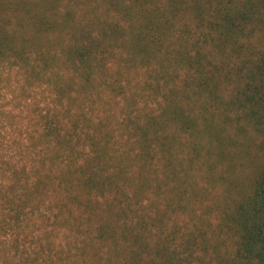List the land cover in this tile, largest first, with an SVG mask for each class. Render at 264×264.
<instances>
[{
	"label": "trees",
	"instance_id": "16d2710c",
	"mask_svg": "<svg viewBox=\"0 0 264 264\" xmlns=\"http://www.w3.org/2000/svg\"><path fill=\"white\" fill-rule=\"evenodd\" d=\"M58 2L0 0V68L51 96L37 164L0 166L3 228L67 227L81 264H264V0Z\"/></svg>",
	"mask_w": 264,
	"mask_h": 264
},
{
	"label": "rangeland",
	"instance_id": "374dc122",
	"mask_svg": "<svg viewBox=\"0 0 264 264\" xmlns=\"http://www.w3.org/2000/svg\"><path fill=\"white\" fill-rule=\"evenodd\" d=\"M38 1L43 2V0ZM109 6L110 0H59L57 5L59 14L71 9L76 20L81 23H96L106 19L109 22L121 21L117 17L113 4H111L112 9L108 13ZM174 21L177 30L186 23L194 28L196 17L192 16L191 9L186 8L179 11ZM23 78L16 68H0V166H8L13 163L18 167L24 165L33 169L38 159L36 152H40L39 149H41L38 145H34L33 141L34 137H39L42 132L38 126V121L40 113L45 114L51 106V96L44 85L30 84L25 82ZM109 99L111 108L116 112L117 101L110 97ZM0 170L3 171L4 168L0 167ZM6 180L8 179L3 181ZM217 194V187H215L206 196V201H210ZM5 210L6 208L0 202V264H52L48 259L49 256H53V261L57 263H59L58 257L63 256L64 264H81L88 259L87 255H80L76 249L64 257L66 253L60 250L69 240V235L72 240L70 231L67 227H63L61 230L55 229L54 232L56 233L49 234L48 231L50 232L52 227L50 225L42 227L38 214H28L29 212L25 214V216L27 215L25 218L31 220L34 229L31 227V229L20 230L19 232L12 229L5 230L2 226L3 216H1ZM18 224L23 226L25 224L24 219ZM16 237L20 238L21 242L17 251L9 247L11 240ZM51 242L54 243L53 249L48 247ZM99 252L100 258L107 254L106 249H99ZM5 254H8V257H5ZM27 256H30L31 259L37 256L38 259L32 262L28 260Z\"/></svg>",
	"mask_w": 264,
	"mask_h": 264
}]
</instances>
